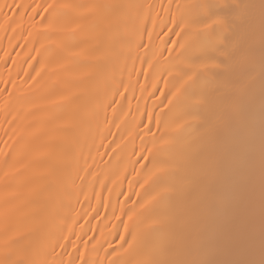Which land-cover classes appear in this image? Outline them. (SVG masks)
I'll use <instances>...</instances> for the list:
<instances>
[{
  "label": "bare ground",
  "instance_id": "obj_1",
  "mask_svg": "<svg viewBox=\"0 0 264 264\" xmlns=\"http://www.w3.org/2000/svg\"><path fill=\"white\" fill-rule=\"evenodd\" d=\"M188 2L191 0H15L25 7L32 6L28 12L35 16L34 26L28 16L22 26L14 23L9 27L0 19V241L16 239L21 241V246L32 245L39 250L50 243L49 226L59 213L66 219L57 220V234L63 230L68 239L64 241L67 248H57L58 253L67 251L75 258L73 244L84 251L81 241L77 240L79 236L85 241L95 238L89 247L99 241V251L92 253L90 259L99 256L104 260L108 254V259H115L118 264H153L163 258L179 228V212L189 195L195 194L182 174H170L155 187L151 186L152 181L144 188L140 187L156 170L152 154L142 149L145 145L152 146L151 137L145 135L146 129L151 127L153 132L157 131L156 117L161 115L163 105L167 103L168 89L160 78L165 66L161 65L153 73L147 63L141 64L143 49L139 51L141 59H136L137 51L133 46L130 58L121 59L115 66L109 63L106 72L98 75V58L105 50L119 45L126 34L128 17L134 15L135 10L114 11L86 6L155 5L154 11L145 7L144 13L148 17L145 25L153 32L154 44L171 48L169 38L176 40L177 37L164 27L165 24L173 25L168 22V14L161 4L171 3L175 12L177 4ZM3 3L5 0H0V4ZM7 3L12 4L13 0H7ZM48 4L72 6L58 9L67 15L60 17L57 31L39 23L48 15L44 11ZM37 5L41 7L37 8ZM3 11L18 19L23 9L12 8L10 11L5 8ZM156 12L160 13L159 17ZM153 21L156 22L154 30ZM148 42V35L144 33L143 43ZM144 70L149 75L145 76ZM106 78L108 87L105 86ZM121 81L127 90L119 87ZM117 88L121 95L113 96ZM159 90H163L164 95ZM113 99L115 104H112ZM259 107L257 93L255 180L252 185L226 179L218 182L217 188L223 198L214 206L211 227L224 233L229 243L214 251L211 259L250 258L244 247L246 214L239 201V194L245 189L255 202V258L259 259ZM181 112V107L174 110L177 117ZM183 119L191 120L189 117ZM89 123L91 131L85 140L80 131ZM190 134L195 135L187 129L178 135L173 150L164 153V158L176 159ZM77 139L82 145L77 152L79 167L88 175L81 181L73 173L76 195L68 202L63 198L62 189L57 187L56 174L70 166L72 144ZM245 142L246 134L241 127L230 138L221 141L220 148L226 149L228 154H221L218 161L206 148L203 149L201 158L205 168L218 162L225 177L243 169ZM145 156L147 160L142 159ZM79 175L84 177L85 171H80ZM166 187L172 190L164 192ZM156 193L160 196L153 201L152 212L141 215L136 211ZM132 212L136 215L129 220L128 214ZM154 219L160 223L153 224ZM121 236L128 243H124ZM121 244H124L123 249ZM113 249L117 251L114 253ZM64 258L68 259L67 256Z\"/></svg>",
  "mask_w": 264,
  "mask_h": 264
},
{
  "label": "snow or ice",
  "instance_id": "obj_2",
  "mask_svg": "<svg viewBox=\"0 0 264 264\" xmlns=\"http://www.w3.org/2000/svg\"><path fill=\"white\" fill-rule=\"evenodd\" d=\"M31 7V5L25 7L23 4H17L15 0L9 4L5 0V3L0 4V19H3L9 27L14 23L22 26L25 16H28L34 26L35 16L28 12V8ZM70 7L72 6L48 4L44 9L48 15L39 23L46 29L57 31L60 17L67 15L66 12H59L58 9ZM86 7L114 11L135 10V14L128 17V24L125 25L126 34L122 36L119 45L105 50L98 58L96 67L98 75L106 72L109 63L115 66L121 59L130 58L133 46L137 51L136 59H141L139 51L143 49L144 59H141V64L147 63L148 69H151L153 73L157 72L161 65L165 66L160 73V78L169 93L166 97L167 103L163 105V109L167 111L162 109L161 115L156 117V132H153L151 127L146 129L145 135L151 137L152 146L145 145L142 149L152 154L156 170L140 187L144 188L149 181H152L151 186L155 187L170 174H182L189 181V187L195 194L189 195L182 211L179 212V228L165 250L163 258L153 264H264V0H191L188 3L177 4L175 12L172 11L171 3L167 6L161 4L162 10L168 14V22L173 25L168 27L165 24L164 27L167 28L168 33L177 37L176 40L169 38L168 43L173 45L171 48L154 44L153 32L145 25V20L148 19L144 13L145 7L154 11L155 5L112 4ZM5 8L10 11L12 8L18 11L23 9V12H20L17 19L16 16L10 17L4 13ZM35 11L36 9L33 8V12ZM159 15L160 13L156 12V16L159 17ZM155 27L156 22L153 21V30ZM12 30L15 31V29ZM144 33L148 35L147 44L143 43ZM161 44L164 45L165 42L162 41ZM144 74L149 75L147 70H144ZM105 86H110L107 78ZM119 87H125L122 81ZM125 90H127L126 87ZM159 91L161 95H164L163 90ZM257 93H259L260 102L258 119L259 259L255 258L257 253L254 228L255 202L247 189L240 192L239 201L246 214L244 247L250 258L232 261L211 259L210 256L214 251L229 243L224 233L216 232L211 227L214 206L223 198V193L217 188L218 182L226 179L229 182H247L248 185H252L255 180ZM115 95H121L118 88L113 92V96ZM115 103L113 99L112 104ZM177 107L182 108L180 117L174 114ZM183 117H189L191 120L183 119ZM241 127L246 134L244 168L237 169L230 177L224 176L218 162L211 168H205L204 159L201 158L202 150L206 148L218 161L221 154H228L226 149L220 148L221 141L230 138ZM187 129H191L195 135L190 134V138L179 149L178 157L171 161L164 158V153L173 150L176 137ZM90 131L89 123L80 131V135L86 140ZM81 147L77 139L72 144L70 166H66L56 174L57 187L62 189L63 198L68 202L76 195L73 173L75 178L81 181L88 175L85 169L79 167L77 152ZM142 159L147 160L148 157L145 156ZM80 171H85L84 177L79 175ZM171 190L170 187L163 189L164 192ZM159 196L160 193H156L151 199L141 203L136 211L141 215L152 212L153 201ZM134 215L136 212L128 214V219L132 220ZM64 219L66 218L57 213L49 226L50 243L39 250L32 245L21 246V241L16 239L8 238L0 241V264H105V260L107 264H118L117 260L108 259V254L104 260H101L99 256L90 259L92 253L99 251L97 248L99 241L89 247L94 237L89 238L88 241L83 240V237H77L84 251L80 250L79 245L73 244L75 258L67 251L58 253L57 248H67L64 241L68 237L63 234V230L59 234L56 231L57 220ZM152 223L158 224L160 221L154 219ZM125 228L127 230V225ZM120 239L128 243L123 236ZM123 247L124 244H121L120 248L123 249ZM131 247L132 245L129 244V248ZM116 251L113 249L114 253ZM65 256L68 257L67 260Z\"/></svg>",
  "mask_w": 264,
  "mask_h": 264
}]
</instances>
